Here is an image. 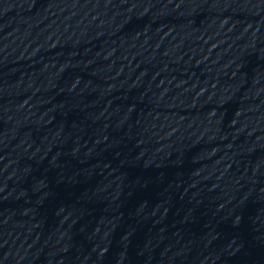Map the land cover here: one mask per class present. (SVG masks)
<instances>
[{
    "label": "water",
    "instance_id": "obj_1",
    "mask_svg": "<svg viewBox=\"0 0 264 264\" xmlns=\"http://www.w3.org/2000/svg\"><path fill=\"white\" fill-rule=\"evenodd\" d=\"M0 264H264V0H0Z\"/></svg>",
    "mask_w": 264,
    "mask_h": 264
}]
</instances>
